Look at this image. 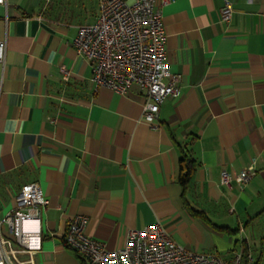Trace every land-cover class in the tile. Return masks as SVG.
Listing matches in <instances>:
<instances>
[{"label": "crops", "instance_id": "crops-1", "mask_svg": "<svg viewBox=\"0 0 264 264\" xmlns=\"http://www.w3.org/2000/svg\"><path fill=\"white\" fill-rule=\"evenodd\" d=\"M104 1L0 5V214L28 183L48 199L39 222L24 223L40 249L16 247L17 262L86 264L62 243L80 215L85 234L110 251L128 232L159 223L187 251L224 260L246 253L264 264V0L161 7L166 60L180 82L156 128L142 118L137 86L96 88L73 47ZM226 2L231 18L221 22ZM184 150L197 163L186 190L178 182ZM249 166L256 174L242 190L237 180L220 184L221 171Z\"/></svg>", "mask_w": 264, "mask_h": 264}, {"label": "built area", "instance_id": "built-area-1", "mask_svg": "<svg viewBox=\"0 0 264 264\" xmlns=\"http://www.w3.org/2000/svg\"><path fill=\"white\" fill-rule=\"evenodd\" d=\"M172 0H107L100 4L96 20L77 29L73 40L76 53L90 66L96 88L124 94L132 85L142 97V118L157 127L161 104L179 94L180 76L170 72L166 60V36L161 7ZM5 6L6 0H0ZM232 6L220 9L221 22L231 18ZM5 44L0 42V63ZM64 73V70H62ZM1 92V80H0ZM256 174L249 166L236 175L220 172V184L229 186L237 180L242 190ZM14 208L0 219V264H19L17 248L40 249L39 236L25 230L24 223L39 222L48 199L37 183L22 185L15 196ZM86 218L74 216L63 236V246L79 254L86 264H252L249 254L233 252L227 260L208 253H194L178 245L159 225L127 233L123 246L107 250L85 234ZM38 234V233H37ZM37 239L36 244L31 240ZM16 245V246H15ZM17 247V248H16Z\"/></svg>", "mask_w": 264, "mask_h": 264}, {"label": "trees", "instance_id": "trees-1", "mask_svg": "<svg viewBox=\"0 0 264 264\" xmlns=\"http://www.w3.org/2000/svg\"><path fill=\"white\" fill-rule=\"evenodd\" d=\"M196 161L192 158L190 153L187 150H184L180 159H179V175L178 182L183 187L184 190L187 189L190 184L192 175L196 168ZM246 253H244V258Z\"/></svg>", "mask_w": 264, "mask_h": 264}, {"label": "rangeland", "instance_id": "rangeland-1", "mask_svg": "<svg viewBox=\"0 0 264 264\" xmlns=\"http://www.w3.org/2000/svg\"><path fill=\"white\" fill-rule=\"evenodd\" d=\"M7 212H8V211H7ZM5 214H6V212H5ZM5 214H4V215H5ZM4 215L1 213V214H0V219H2V218L4 217Z\"/></svg>", "mask_w": 264, "mask_h": 264}]
</instances>
